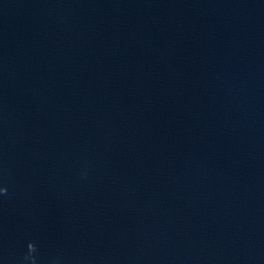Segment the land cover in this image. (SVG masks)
I'll list each match as a JSON object with an SVG mask.
<instances>
[{
    "label": "water",
    "instance_id": "1",
    "mask_svg": "<svg viewBox=\"0 0 264 264\" xmlns=\"http://www.w3.org/2000/svg\"><path fill=\"white\" fill-rule=\"evenodd\" d=\"M0 264H264V0H0Z\"/></svg>",
    "mask_w": 264,
    "mask_h": 264
},
{
    "label": "clouds",
    "instance_id": "2",
    "mask_svg": "<svg viewBox=\"0 0 264 264\" xmlns=\"http://www.w3.org/2000/svg\"><path fill=\"white\" fill-rule=\"evenodd\" d=\"M4 191H7V189H5Z\"/></svg>",
    "mask_w": 264,
    "mask_h": 264
}]
</instances>
